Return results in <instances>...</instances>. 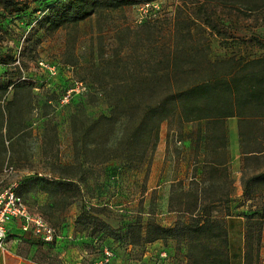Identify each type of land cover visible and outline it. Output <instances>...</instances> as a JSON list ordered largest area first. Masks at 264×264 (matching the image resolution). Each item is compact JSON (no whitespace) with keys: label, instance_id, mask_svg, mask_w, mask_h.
Wrapping results in <instances>:
<instances>
[{"label":"rangeland","instance_id":"obj_1","mask_svg":"<svg viewBox=\"0 0 264 264\" xmlns=\"http://www.w3.org/2000/svg\"><path fill=\"white\" fill-rule=\"evenodd\" d=\"M46 3L0 4V84H8L0 95V186L15 182L30 212L56 234L72 223L79 239L73 246L28 237L25 254L44 264H187L182 241L166 235L141 242L137 235L148 219L172 226L187 217L175 210L198 184L175 180L149 189L148 176L163 130L196 122L165 118L145 153L138 142L127 143L128 133L145 105L225 70L212 61L264 56V6L250 11L215 0H152L45 31L36 20ZM252 120L244 147L263 137ZM197 124L214 127L210 134L223 144L202 145L209 148L204 157L229 158L240 180L264 169V156L239 154L234 117ZM180 146L172 142L164 154L178 158ZM249 191L253 198L230 201H238L243 233L247 222L250 264H264V190L252 184ZM261 207L257 229V217L243 215ZM69 244L76 252L60 255L58 248Z\"/></svg>","mask_w":264,"mask_h":264},{"label":"trees","instance_id":"obj_2","mask_svg":"<svg viewBox=\"0 0 264 264\" xmlns=\"http://www.w3.org/2000/svg\"><path fill=\"white\" fill-rule=\"evenodd\" d=\"M46 3L45 12L36 20L38 27L45 31H53L59 27L73 26L91 14L101 11L115 10L123 6L152 0H43ZM221 4H238L243 8L254 11L264 6V0H215ZM12 0H0V4L7 7ZM264 47V43H259ZM226 58L212 61V65H223L224 71L208 74L198 82L186 86L175 87L152 105H145L139 119L128 133V144L138 142L141 153L146 149H153L159 123L172 116L179 123H196L201 120L209 124L222 125L227 117L236 119L239 154L245 156H264V129L256 145L244 147L246 140L244 127L252 121L264 128V56L251 58ZM7 83L0 84V95L6 91ZM221 131V135H222ZM220 135V136H221ZM224 140V137H219ZM243 196L253 198L249 186L259 185L264 190V169L253 173L246 179L240 180ZM17 191V188H16ZM262 207L244 214L246 219L257 217V229L260 228ZM228 214L227 209L224 210ZM83 212V211H81ZM75 222L79 221L80 213ZM182 213L185 219L176 221L172 226H162L148 219L143 227V233L137 235L141 242L162 239L166 235L174 237L177 242L182 241L187 246V264H229L226 242L225 222L222 218H212L209 205L202 203L196 207L193 196L185 203ZM105 226L104 223H101ZM244 230L243 264H250L248 250L247 222ZM126 229L130 224H126ZM141 238V239H140ZM135 244V243H133Z\"/></svg>","mask_w":264,"mask_h":264},{"label":"crops","instance_id":"obj_3","mask_svg":"<svg viewBox=\"0 0 264 264\" xmlns=\"http://www.w3.org/2000/svg\"><path fill=\"white\" fill-rule=\"evenodd\" d=\"M213 130L214 127L212 126L197 123L184 124L180 129L173 127L164 129L155 155L150 161L148 182L153 186L149 189H158L175 180H181L187 184H198L197 191L186 195L191 198L195 196L196 207L202 203H207L212 218L224 220L228 263L242 264L243 218L235 212V205L238 201H230V198L240 197L243 193V187L236 171L228 168L229 158L214 159L203 156V152L207 153L209 148L213 150L223 146L222 142L219 144L220 141L210 134ZM224 132V138H227V130ZM171 141L181 144L178 158L164 154L165 148L170 146ZM207 143L209 148L201 147ZM233 146L236 153V140L233 142ZM193 154L195 159L191 158ZM230 171L234 172V175L230 176L228 174ZM186 202L188 201L181 203L183 208L175 211L182 214L181 210L184 209ZM225 209L228 211L227 215ZM6 235L3 247H0V264H44L25 254L26 248L31 247L27 246L26 240L33 235L22 232L16 220H9L6 223ZM53 239L55 245L63 244L65 240H68L69 242L72 241L73 246H77L76 241L79 238L76 231L73 230V224L69 223L64 228H60ZM70 245L68 249L58 248L60 255L75 253V249ZM63 264L66 263L63 262Z\"/></svg>","mask_w":264,"mask_h":264},{"label":"built area","instance_id":"obj_4","mask_svg":"<svg viewBox=\"0 0 264 264\" xmlns=\"http://www.w3.org/2000/svg\"><path fill=\"white\" fill-rule=\"evenodd\" d=\"M16 220L22 232H27L43 241H51L55 230L39 214L30 212L23 199L16 192V183L0 186V247L6 235V223Z\"/></svg>","mask_w":264,"mask_h":264}]
</instances>
